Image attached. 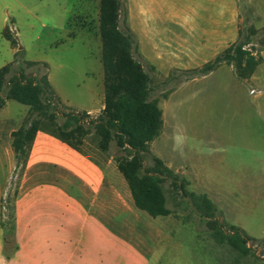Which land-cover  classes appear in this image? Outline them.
I'll return each instance as SVG.
<instances>
[{
  "label": "crops",
  "instance_id": "0c3cea01",
  "mask_svg": "<svg viewBox=\"0 0 264 264\" xmlns=\"http://www.w3.org/2000/svg\"><path fill=\"white\" fill-rule=\"evenodd\" d=\"M124 8L126 24L122 28L121 15L120 28L134 35V57L149 74L152 89L153 74L171 80L177 79L175 72L192 73L160 102L163 129L168 110L178 140L183 142L185 164L202 166L213 180L221 182L224 197L231 199L232 214L237 215L236 226L244 230L238 217L248 199L264 197V160L255 168L244 160L231 159L223 165L212 148L206 159L205 154L193 150L206 146V138L199 136L194 122L181 121L180 115L190 118L197 103L214 97L223 105L240 109L247 118L264 113L260 104L264 98V51L259 55L262 62L247 81L239 80L227 64L205 74L199 72L238 42L248 23L256 30L264 27V0H127ZM4 25L3 30L7 21ZM18 51H23L20 43L18 48H6L9 58L4 66L14 62ZM46 74L56 97L70 111L99 115L104 109V72L103 89L92 107L85 102L90 96L88 89L79 85L74 99L54 80L51 68ZM251 89L260 92L251 94ZM16 104L20 103L7 100L0 110V207L17 169L12 134L29 111L28 106ZM162 152L167 153L166 147ZM164 218H152L136 208L127 182L111 161L104 166L39 131L15 189L11 239L6 240L0 222V264H151L158 249L170 243Z\"/></svg>",
  "mask_w": 264,
  "mask_h": 264
},
{
  "label": "rangeland",
  "instance_id": "374dc122",
  "mask_svg": "<svg viewBox=\"0 0 264 264\" xmlns=\"http://www.w3.org/2000/svg\"><path fill=\"white\" fill-rule=\"evenodd\" d=\"M121 2L123 28L126 24L124 7L127 0ZM4 21H7L5 28L19 39L23 50L19 59L16 61L15 58L12 62V74L23 70L27 76L41 77L47 73L49 67L54 80L58 81L66 92L71 93L74 99H77L75 93L79 90V85L82 89H88L90 96L85 99L86 105L94 106L98 92L103 89L102 44L99 32L97 33L99 0H0V68L9 58L5 53L6 48L11 50L10 43L3 38ZM252 26L248 23V26L243 28V40ZM251 39L252 45L247 48L260 55L264 51V27L258 29V33ZM32 59L43 61L28 65L27 61ZM174 75L177 79L173 77L171 80H164L153 74L152 98L164 103L181 79L192 76V73L175 72ZM254 92L260 90H250L251 94ZM260 104L264 110V98ZM58 109V122L63 123L61 113H68L70 109L64 104H60ZM88 115L95 119L98 114ZM180 117L181 121L194 122L198 126L199 136L206 138V146L193 149L205 154L206 159L209 148H212L222 164L231 159L244 160L255 168L264 160V113L247 118L240 109L223 105L220 99L214 97L210 102L207 99L197 103L190 118H186L185 114ZM166 118L167 124L161 136L151 143L150 153L145 154L146 167L153 164L154 156L159 157L179 175L187 190L208 194L219 209L218 217L222 223L236 225L234 218L237 215L232 214L229 206L231 199L224 197L219 186L221 182L213 180L208 172H204L202 166L185 164L183 142L178 140L176 124L169 117L168 110ZM91 131L81 147L82 152L104 166H107L109 161L111 165L117 166L115 158L123 154L117 143L113 141L109 150L102 152L98 148V136L93 128ZM188 146L193 145L191 143ZM164 147L167 153L162 152ZM19 176L20 170L16 169L4 193V199H7L8 194L15 193ZM163 188L167 207L172 212L162 220L170 243L158 249L157 257L151 264H264L260 240L264 238V197L248 199L244 212L238 217V222L245 232L258 240L249 243L251 252L242 256L230 246H220L214 242L210 230L190 201L181 194H176L170 180L163 184Z\"/></svg>",
  "mask_w": 264,
  "mask_h": 264
},
{
  "label": "trees",
  "instance_id": "16d2710c",
  "mask_svg": "<svg viewBox=\"0 0 264 264\" xmlns=\"http://www.w3.org/2000/svg\"><path fill=\"white\" fill-rule=\"evenodd\" d=\"M121 14V0H99L105 101L104 109L95 119H91L87 112L70 111L61 113L63 123H59L58 107L61 102L51 88L47 74L41 77L27 76L23 70L12 74L13 63L0 69V110L7 100L29 107L20 127L12 134L17 169L20 174L24 171L39 131L82 152L85 138L93 128L99 139L98 148L102 152H107L110 144L115 141L123 153L115 161L118 171L128 184L136 208L152 218L171 215L163 188V184L170 180L176 194H181L190 201L217 245H227L242 256L248 255L252 250L248 244L258 240L236 225L222 223L218 217V207L207 194L187 190L179 175L159 157L154 156L153 164L146 167L145 154L150 153L151 143L163 130V111L160 101L152 98L149 74L134 57V35L129 30L120 28ZM247 31L248 35L244 40L243 33H240L238 42L207 63L199 72L205 74L221 64H227L234 68L239 80H249L262 58L253 49L247 48L252 45L251 38L258 30L250 27ZM3 37L14 48H18V40L8 28L4 29ZM20 54L21 51L16 53V61ZM0 222L6 232V240L11 239L15 229V193L2 199ZM261 246L264 255V239L261 240Z\"/></svg>",
  "mask_w": 264,
  "mask_h": 264
}]
</instances>
